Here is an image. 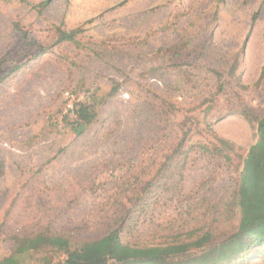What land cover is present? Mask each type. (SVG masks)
Returning <instances> with one entry per match:
<instances>
[{
  "label": "rangeland",
  "instance_id": "1",
  "mask_svg": "<svg viewBox=\"0 0 264 264\" xmlns=\"http://www.w3.org/2000/svg\"><path fill=\"white\" fill-rule=\"evenodd\" d=\"M41 1L0 0V260L40 233L225 241L256 140L240 111L264 113V0Z\"/></svg>",
  "mask_w": 264,
  "mask_h": 264
},
{
  "label": "trees",
  "instance_id": "2",
  "mask_svg": "<svg viewBox=\"0 0 264 264\" xmlns=\"http://www.w3.org/2000/svg\"><path fill=\"white\" fill-rule=\"evenodd\" d=\"M49 3L50 0H43L34 6L43 9ZM59 34L62 39L74 41L71 32L59 31ZM75 112L83 124L94 117L92 108L84 103H79ZM240 112L250 123H255L256 140L238 170L231 201L238 209V224L225 241L208 244L210 233L205 232L177 243L138 246L124 243L117 230H113L72 248L70 239L64 235L40 233L26 238L25 243L0 260V264H20L19 254L40 246L65 253L56 264H239L253 252L264 257V113L255 116L246 107Z\"/></svg>",
  "mask_w": 264,
  "mask_h": 264
}]
</instances>
